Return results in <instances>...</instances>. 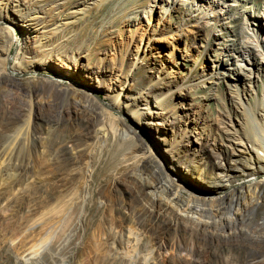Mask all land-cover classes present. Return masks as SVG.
Listing matches in <instances>:
<instances>
[{"label": "bare ground", "instance_id": "6f19581e", "mask_svg": "<svg viewBox=\"0 0 264 264\" xmlns=\"http://www.w3.org/2000/svg\"><path fill=\"white\" fill-rule=\"evenodd\" d=\"M12 1L0 0V92H3V98L8 97H0V106L8 112L15 107L16 101H26V108H21L23 115L19 113L25 116L23 135L21 130L20 134L17 131L24 142H33L36 129L44 124V135L37 139L42 157L53 164V170L49 172L51 180L60 181V185H65L64 189L66 183L71 186L79 176L68 171L71 166L87 162L91 153L89 147L94 141H105L113 136L116 149L124 151L127 165L124 171L122 169L123 173L115 177L113 186H105L101 193L111 201L113 195L110 197V193L113 189L118 190L121 197L116 204L121 210L127 209L128 213L123 216L132 229L143 225V221L146 225H155L163 214H167L173 229L181 224L182 235L189 240L192 235L216 244L227 240L243 244L251 236L256 240L264 239V231L257 233L248 229L251 212L262 213L255 227L264 225V70L259 73L260 69H255L258 74L251 77L254 60L246 56L245 60L241 58L245 75L232 71L221 77L223 82L218 96L221 106L219 111H213L216 123L210 125L204 121L201 124L203 109L211 111V107L203 99L187 103L180 94L185 87L199 85V81L192 82V77L203 63L202 58L199 62L194 60L187 76L183 77L185 79L179 80L174 78L179 63L176 60L171 64L164 60L155 63L150 48L136 46V51L129 53L127 44L122 48L115 46L109 57L104 54L92 59L96 52L106 49L104 40H80L83 35L78 36L80 31L72 27L64 34H60L58 28L48 30L43 18L30 19L35 11L42 10V6L29 7L25 0H17L14 4ZM28 19L33 22L28 23ZM253 35L257 37L256 32ZM82 52L87 60L80 56ZM241 52L245 53L243 49ZM129 54L133 57L127 62ZM40 68L49 70L52 75L39 76ZM63 77L73 83L61 82ZM126 80L133 86L127 88ZM244 82L249 85L244 86ZM98 91L104 98L98 96ZM35 106L41 114L35 113ZM38 117L44 121L36 123ZM63 124L72 130L58 138L56 130ZM146 124L162 135L167 155L157 149L159 144L149 137ZM143 127L147 128V133L142 134ZM54 131L57 138L52 137ZM189 134H194L195 138L191 139ZM7 136V139L15 138ZM12 144L10 147L13 148ZM3 148L0 149V163L5 158L11 159L14 150ZM148 163L156 168V180L140 175ZM185 169L195 170L196 177L191 178L183 172ZM118 184L122 186L118 187ZM236 193L239 196H235ZM46 196L54 198L48 193ZM55 201L54 208L66 202L58 205ZM233 221L237 226L232 225ZM35 239L27 248H34L31 253L46 237H41L39 242ZM184 251L188 256L193 254L189 247ZM218 252L228 264H261L254 258L238 261L230 255H222L223 249ZM207 253L206 250L202 252L204 258ZM162 262L163 258H160L158 263Z\"/></svg>", "mask_w": 264, "mask_h": 264}, {"label": "rangeland", "instance_id": "374dc122", "mask_svg": "<svg viewBox=\"0 0 264 264\" xmlns=\"http://www.w3.org/2000/svg\"><path fill=\"white\" fill-rule=\"evenodd\" d=\"M16 1L13 0L12 3ZM25 3L29 7L42 6V10L35 11L30 19L43 18L48 30L58 28L59 33L64 34L68 27H72L75 31H80L78 36L83 35L80 40H104L105 53L97 50L92 59H98L104 54L109 57L115 46L122 48L127 44L129 53L136 51V46L150 48L155 63L161 60L166 64H171L174 60L179 63L174 77L179 80L187 76L194 60L199 62L202 58L203 63L195 77H192V82L199 81V85L194 88L185 87L180 94L185 97L187 103L203 99L207 106L211 107V111L203 109L201 124L205 121L215 125L213 111H219L221 106V101L218 100L223 82L221 77L232 71L241 76L245 75V56L254 60L251 77L257 76L255 69L259 68V73L264 70V0H25ZM32 22L28 19V23ZM253 32L257 33V37ZM242 49L245 53L241 52ZM13 51L14 47L12 53ZM80 56L84 60L88 59L83 52ZM132 57L127 55V62ZM37 72L41 77L52 75L45 68H40ZM210 76L214 77L208 78ZM60 81L73 83L67 77L61 78ZM124 84L127 88L133 86L128 80ZM243 85L249 84L244 82ZM254 86L259 89L257 85ZM2 96L3 92H0V97L3 98ZM98 96L104 98L100 91ZM23 100L16 101L15 107L8 112L0 106V145L3 143L0 149L2 146H8L10 150L13 142L16 145L12 144L14 150H11V159L5 158L6 162L3 160L0 163V264H160V258H163V264H228L229 262L220 256L219 249H223L222 255H230L235 260L246 261L254 258L264 264V239L256 240L253 236L243 244L230 240L216 244L195 235L190 236L189 240L182 235L181 224L173 229L167 214H163L160 222L156 221L155 225H146L147 222L143 221V225L139 224L137 229H132L130 223L124 220L127 209L121 210L116 204L121 197L117 194L118 190L113 189L114 194L110 193V197L113 195L111 201L106 200L101 193L105 186H113L115 177L120 176L122 169L124 171L127 165L124 163V151L116 149L113 136L105 141L96 140L90 145L91 153L87 162L71 166V170H68L78 173L79 176L73 180L71 186L66 183L67 188L64 189L65 185H60V181L50 179L49 172L53 170V164L46 162L41 154L37 137L44 135V124L42 128L36 129L33 142L22 140L25 116H21V108L27 106ZM34 111L41 114L38 106H35ZM40 121L44 120L40 117L35 119L36 123ZM148 128L149 137L156 139L159 144L157 149L167 155L162 135L156 133L152 126ZM58 129L56 131L60 134L54 131L53 138L58 135L60 138L72 130L64 124ZM20 130L22 135H18ZM145 131L147 128L143 127L142 134ZM6 134L15 138L7 139ZM189 135L191 139L195 138L194 134ZM16 138L19 141L14 140ZM228 148L231 149L230 146ZM5 149L8 151L7 147ZM155 171L156 168L148 163V167L140 175L145 176L144 179L156 180L158 173L156 175ZM183 172L191 178L196 177L193 169H185ZM135 173L138 174V171ZM206 185L209 186L208 183ZM46 192L54 195V198L47 197ZM58 194L62 196L59 197ZM235 196L239 195L236 193ZM54 201L58 205L66 202L55 209L52 206ZM52 207L55 211L51 210ZM44 208H47V211ZM40 213L44 215L41 217L38 215ZM249 216L251 219L248 221V229L251 232H263L264 225L255 227L262 213L255 211L249 213ZM41 218L42 220L36 223V220ZM232 225L235 227L237 223L233 221ZM39 236L46 239L37 246L38 251L31 253L30 250L34 248H27L34 242V238L39 242ZM175 241L178 243H174ZM188 247L193 251L191 257L184 251ZM204 250L208 252L205 258L202 255Z\"/></svg>", "mask_w": 264, "mask_h": 264}]
</instances>
